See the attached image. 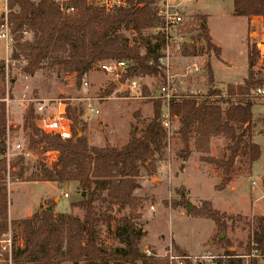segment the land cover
<instances>
[{
    "label": "trees",
    "instance_id": "trees-1",
    "mask_svg": "<svg viewBox=\"0 0 264 264\" xmlns=\"http://www.w3.org/2000/svg\"><path fill=\"white\" fill-rule=\"evenodd\" d=\"M156 0H130L129 6L106 12L88 5L86 0L75 4L76 12L66 15L50 0H6L7 13L0 16V26L8 27L12 41L9 60L18 63L19 71L25 76H33L46 67L56 68L63 74L74 75L76 86H80L84 76L101 62L125 60L130 63L127 73L120 83L129 78L158 76L165 81L164 73L158 69L160 50L164 45L162 35H153L146 30L161 25L156 16ZM233 15L250 19H262L264 42V0H233ZM199 40L205 43L206 52L220 55V48L212 44L206 25V17L200 16ZM132 31L144 47L140 52L137 45L130 44L122 33ZM27 34L26 36L24 34ZM195 49H184V56L194 55ZM259 53L255 47L247 52L246 75L240 85H229L225 92L214 86L210 62L204 66L206 72V94L193 95L175 92L169 102L171 122L179 124L177 135L181 144L177 156L187 161L193 151L199 154V161L214 167L220 173V181L214 186L221 192L236 177L240 162L248 171L260 158L261 149L253 142L254 120L252 91L264 88V73L255 71ZM115 88L109 84L104 93L109 95ZM1 99L5 93L4 67L0 69ZM145 96H149L145 91ZM152 117L139 136H132L121 147L89 146L84 136L81 110L66 105L65 113L71 122L72 140H61L58 136L45 134L35 125L32 106L25 114L23 130L29 131L27 150L55 152L57 158L51 167L40 165L37 174L24 176L27 159L22 151L13 159H7L5 143L7 126L6 106L0 101V240L11 224L20 226L21 244L16 248L11 236L10 256L0 252V264H168L165 258L154 254L147 256L139 250V241L144 236L136 229L135 221L140 219L141 199L134 195L140 188V167L148 175L155 170L167 131L161 124L162 101L150 99ZM223 137L227 141L226 154L220 158L210 156V144L214 138ZM13 176L20 182H50L63 186L75 183L81 200L70 204L78 208L82 216L70 213L48 212L42 209L28 218L10 222L8 220L7 178ZM264 189V176L261 178ZM103 194V195H102ZM102 195V196H100ZM100 199L108 207L127 210L120 217L111 214L100 215L95 202ZM185 201L181 195L179 203ZM49 205L55 207L52 201ZM175 206V204L173 205ZM189 216L204 218L214 223L217 233L233 225V216H226L214 209L210 202L203 201L199 207L189 212ZM113 225L112 234L122 247L105 249L101 243L99 226ZM223 243V242H219ZM175 249L183 256H188ZM222 264H248L264 262V214L256 218L250 226L247 254L238 255L224 251ZM186 264H192L187 261ZM200 264V263H196Z\"/></svg>",
    "mask_w": 264,
    "mask_h": 264
},
{
    "label": "rangeland",
    "instance_id": "rangeland-1",
    "mask_svg": "<svg viewBox=\"0 0 264 264\" xmlns=\"http://www.w3.org/2000/svg\"><path fill=\"white\" fill-rule=\"evenodd\" d=\"M170 3L187 15L189 31L194 35L198 46L194 57L173 55L168 72L173 78L170 86L173 93L188 91L193 95L206 94L207 77L204 66L207 62H210L212 67L216 88L225 92L229 85L242 84L246 75L247 52L252 47L256 48L261 40L260 27L256 28L255 23L251 24L250 20L243 17H235L233 0H170ZM3 5L2 0L0 16L7 13ZM200 16L206 17L211 42L220 48L219 57L212 52L207 53L204 41L197 39L201 33ZM1 31L0 26V33ZM122 33L130 44L139 46L140 52L144 53V47L132 31L124 30ZM11 47L12 41L0 39V69L4 67L5 82L4 97L1 99L0 96V101L5 103L7 126L11 128L8 137L6 136L9 159H13L23 150L29 154L24 172L26 178L37 174L41 164L51 167L57 158L55 152H44L42 149L36 152L27 150L30 132L23 130L22 126L30 106L33 108L37 127L39 116L35 108L39 105L45 106L44 115L47 117L57 113L60 103L81 110L80 119L84 132H80L78 136H84L89 146L97 148L123 146L132 136H139L151 119L150 99L157 94L163 83L162 78H137L139 88L134 92L115 84L112 93L106 95L105 89L109 84L115 83V78L101 73L97 65L84 76L80 86L75 85L74 75L60 73L56 68H48L46 62L33 76H25L19 71L18 63L9 60ZM194 64L201 69L199 73H194ZM253 69L264 73V66L260 65L259 58ZM83 81L88 83L86 90L82 87ZM145 91L149 96H145ZM84 98H90L95 103L98 115L88 116L83 112L81 100ZM253 102V142L261 149L260 158L250 171L246 165L238 162L236 177L221 192L214 189L220 181L219 171L199 161L200 155L193 151L192 143V151L187 161L177 156L181 148L177 135L179 124L176 120L171 122L161 155L154 156L156 170L148 175L140 167V188L134 192V195L141 199V217L135 221L136 229H140L144 234L138 247L141 253L148 251L158 258H165L166 251L171 248L173 252L180 254L175 249L177 244L180 246L179 250L191 258L192 264H222L218 262L225 261L226 250L238 255L247 254L250 226L257 217L264 214V189L261 183L264 176V97H254ZM161 113H165L163 103ZM16 145H20L21 149H17ZM226 145L227 141L223 137L212 139L209 155L222 157L226 154ZM6 184L9 216L14 219L10 222L28 218L42 209L52 207L49 205L52 201L55 202L52 210L55 214L71 212L78 217L83 214L80 209L70 207V204L81 200L75 183L63 186L50 182L23 183L10 176ZM64 194L68 197L65 198ZM181 195L185 199L183 203H179ZM203 201L210 202L220 213L233 216V225L227 221L228 228L218 234L211 220L189 216L187 203H190L194 210ZM94 206L100 215L111 214L120 217L127 213V210L108 207L100 199ZM112 229L113 225L99 226L101 243L105 249L123 246L113 236ZM11 236L14 246L18 248L21 244L20 226L11 224L8 233L2 236L1 240L7 241ZM249 259L244 256V264H248ZM259 264L264 262L259 260Z\"/></svg>",
    "mask_w": 264,
    "mask_h": 264
},
{
    "label": "built area",
    "instance_id": "built-area-1",
    "mask_svg": "<svg viewBox=\"0 0 264 264\" xmlns=\"http://www.w3.org/2000/svg\"><path fill=\"white\" fill-rule=\"evenodd\" d=\"M2 1V0H0ZM4 1V9L6 10V0ZM54 4L58 6L61 12L66 15H73L76 12L75 4L79 0H50ZM130 0H86L88 5L101 8L106 12H112L117 9L126 8L129 6ZM154 9L156 12L157 18L160 20L161 25L155 28H150L147 32L157 35L160 34L164 38L163 48L160 50V57L158 59V69L161 70L165 75V81L161 84V86L157 90V94L152 96V99H159L163 103V108L165 113H161V124L163 128L169 133L171 129V117L169 114V102L173 97L174 93L171 89V84L173 83V78L168 75L170 69V61L173 58V55L176 54L178 56H183L185 58L194 57L192 56H184L182 54L184 49H196L197 43L196 39L193 37L194 35L190 33L188 27L187 15L182 13L177 6H173L170 3V0H156L154 4ZM200 26V25H199ZM2 27V31L0 33V39L4 41H10L11 39L8 35V27L7 24L4 23ZM27 35L26 33L24 34ZM198 37V36H197ZM198 39V38H197ZM257 51L259 53V62L260 65L264 66V42L263 37L260 42L256 45ZM130 66V63L125 60H108L101 62L97 65V69L107 75H111L115 78V84L120 87H124L129 92H134L138 90L139 83L137 78H129L125 82L120 83V79L122 75L127 73V70ZM193 71L194 73H199L200 68L194 64ZM82 87L84 90L88 88V83L83 81ZM252 94L257 97H264V88L257 87L252 91ZM82 101V109L83 112L90 115H98L99 111L90 98H84ZM65 104H58L57 113L53 116H45V106L39 105L35 108L38 118V128L41 132L53 136H58L61 140H72L73 135L71 131V122L67 118L65 113ZM8 131H6V136L8 137ZM5 136V143L7 149V159L9 148L7 146V140ZM17 149H21L20 145L15 146ZM21 153V152H20ZM19 153V154H20ZM24 156L27 158L29 154L26 153ZM254 185V183H252ZM64 197H68L67 194H64ZM11 249V240L0 241V252L7 253L10 256ZM174 250L171 248L166 251L165 259L168 264H186L187 261H190L191 258L188 256H183L181 254H177L173 252ZM147 256L151 254L146 251Z\"/></svg>",
    "mask_w": 264,
    "mask_h": 264
},
{
    "label": "crops",
    "instance_id": "crops-1",
    "mask_svg": "<svg viewBox=\"0 0 264 264\" xmlns=\"http://www.w3.org/2000/svg\"><path fill=\"white\" fill-rule=\"evenodd\" d=\"M246 19V18H245ZM246 20H248V19H246ZM250 23L251 24H256V28H258V27H260V32L262 33V19L260 18V17H251L250 19ZM206 25H207V28H208V32H209V26H208V23L206 22ZM210 35V34H209ZM211 37V36H210ZM261 38H262V34H261ZM211 40H212V38H211ZM214 44V43H213ZM213 71V70H212ZM230 185V184H229ZM54 208H52V210H53ZM59 213V212H58ZM8 220L9 221H11V220H14V219H12L10 216H9V208H8ZM177 245V244H176ZM178 246V245H177ZM178 247H180V246H178Z\"/></svg>",
    "mask_w": 264,
    "mask_h": 264
},
{
    "label": "water",
    "instance_id": "water-1",
    "mask_svg": "<svg viewBox=\"0 0 264 264\" xmlns=\"http://www.w3.org/2000/svg\"><path fill=\"white\" fill-rule=\"evenodd\" d=\"M186 206H187V209H188L189 212H191L193 210V206L190 203H187ZM46 210L48 212H51L52 211V207H48V208H46ZM221 238H223V234H222Z\"/></svg>",
    "mask_w": 264,
    "mask_h": 264
}]
</instances>
